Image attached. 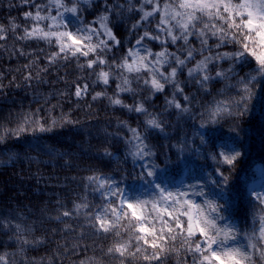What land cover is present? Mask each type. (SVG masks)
<instances>
[{"label":"snow or ice","instance_id":"snow-or-ice-1","mask_svg":"<svg viewBox=\"0 0 264 264\" xmlns=\"http://www.w3.org/2000/svg\"><path fill=\"white\" fill-rule=\"evenodd\" d=\"M8 7L23 22L0 23V60L24 62L20 82L0 71V100L51 90L0 115V150L22 141L81 191L38 217L0 213V264H264V166L250 182L245 126L264 117V0Z\"/></svg>","mask_w":264,"mask_h":264},{"label":"trees","instance_id":"trees-1","mask_svg":"<svg viewBox=\"0 0 264 264\" xmlns=\"http://www.w3.org/2000/svg\"><path fill=\"white\" fill-rule=\"evenodd\" d=\"M10 2L18 3L19 0H10ZM8 3L9 0H0V23H7L13 17L18 22H23L22 13L24 9L9 8ZM23 62V58L9 61L7 57H4L0 60V64H2L0 71L5 72L8 78H11L13 75L17 76V82H20L19 73H16L14 69L23 64ZM71 71L72 69H69V72ZM49 79L54 80L55 76L53 75ZM5 83H7V79ZM53 87L62 88L64 85L62 83L55 84ZM50 90L47 84L41 86L39 89H17L12 87L8 89V96L0 100V115L7 117L9 112L15 114L20 109L21 104L27 109L29 104H32L33 95H36L37 92L43 95ZM33 106L35 107L36 105ZM64 107L66 110H71L73 106L72 104H65ZM80 118L83 120L84 116L81 114ZM108 119L110 117L101 113L98 127H103ZM93 123L97 122L93 121ZM245 126L250 129V143L253 144L250 157L252 167L249 180L250 182L259 181L260 183L259 168L264 166V117L260 115H257L254 119L249 117ZM92 131L95 133L96 129ZM61 139L67 143H72V131L64 130ZM5 147L10 148L11 152H15L17 158L9 162L8 157L11 152L0 150V161H3V163H0V213L14 214L16 212H24L38 217L41 215L38 209L44 208L50 210L57 197L70 202V199L81 191L77 183L66 181V177L77 175V173L62 171L57 166V161L50 160L48 156H41V163L31 162L28 156L25 155L24 149L26 145L22 141H11ZM30 155H36V153H30ZM96 166L104 168L103 164L97 163ZM40 254L44 253L41 252Z\"/></svg>","mask_w":264,"mask_h":264},{"label":"rangeland","instance_id":"rangeland-1","mask_svg":"<svg viewBox=\"0 0 264 264\" xmlns=\"http://www.w3.org/2000/svg\"><path fill=\"white\" fill-rule=\"evenodd\" d=\"M257 184L259 183V181L256 182Z\"/></svg>","mask_w":264,"mask_h":264}]
</instances>
